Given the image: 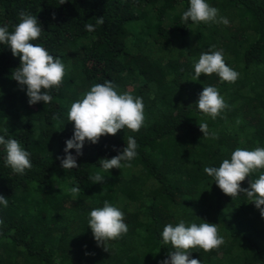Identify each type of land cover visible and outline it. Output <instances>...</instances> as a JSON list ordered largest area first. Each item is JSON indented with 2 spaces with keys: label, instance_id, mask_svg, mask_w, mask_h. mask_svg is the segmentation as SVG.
<instances>
[{
  "label": "trees",
  "instance_id": "16d2710c",
  "mask_svg": "<svg viewBox=\"0 0 264 264\" xmlns=\"http://www.w3.org/2000/svg\"><path fill=\"white\" fill-rule=\"evenodd\" d=\"M207 2L229 20L227 26L184 21L190 0H0V26L12 32L22 11L36 15L43 32L33 43L67 69L50 91V103L30 105L26 86L11 77L20 58L0 44V135L17 139L32 162L25 174L14 173L0 145V194L8 200L7 207L0 204V264H158L174 251L163 244L164 226L181 219L217 223L225 239L219 249L192 250L190 258L201 264H264L259 209L244 194L225 195L204 172L238 147H264V0ZM99 16L102 25L96 24ZM213 45L239 73L235 83L216 74L192 81L194 63ZM106 80L143 98L145 125L96 144L86 141L79 167L64 169L60 158L74 131L68 111ZM204 86L217 87L229 105L215 119L197 107ZM205 122L217 139L203 137L198 123ZM129 136L138 145L131 167L104 171L100 160L118 155ZM96 172L103 183L89 179ZM73 187L80 189L75 197ZM105 200L124 212L128 225L126 235L108 242L109 251L88 226L90 211Z\"/></svg>",
  "mask_w": 264,
  "mask_h": 264
},
{
  "label": "clouds",
  "instance_id": "9594fccd",
  "mask_svg": "<svg viewBox=\"0 0 264 264\" xmlns=\"http://www.w3.org/2000/svg\"><path fill=\"white\" fill-rule=\"evenodd\" d=\"M66 0H59L64 4ZM184 21L199 23H217L228 25L226 17L219 16V10L211 6L207 0H190V6L183 12ZM97 25L104 24L103 16L96 19ZM87 31H94L95 25L86 24ZM43 29L36 15L26 12L19 14V23L14 31L10 32L7 25L0 26V44L10 47L13 56L20 58V65L11 75L23 89L26 86V94L30 105L43 101L48 104L53 97L50 91L59 88L62 84L67 69L60 58L54 57L49 51L38 43ZM215 46H210L209 51L201 53L194 63L195 74L192 81H197L200 76L216 74L222 82L235 83L239 73L229 67L224 60L222 50L213 51ZM198 109L205 115L215 119L229 107L224 97L215 86H204L196 101ZM145 113L143 98L134 96L129 92L121 93L118 86L109 80L104 83H95L90 90L83 94L81 99L73 102L67 121L73 122L74 131L71 138L66 140L65 156L61 159L64 169L79 167L77 157L83 155L85 142L96 144L102 136H115L121 129H129L138 132L145 125ZM204 138L217 139L216 133L209 132L208 124L198 123ZM5 133L8 129H4ZM0 145L4 146L6 156L4 163L14 173L23 175L26 170L32 168L31 153L22 147L14 138L5 139L0 135ZM136 140L129 136L126 146L118 155L111 158H102L101 167L104 171L113 168L121 169L122 166L131 167V161L138 155ZM75 149L76 155L69 150ZM122 161L128 162L122 165ZM204 172L214 178L221 191L235 199L241 194L247 197L248 202H254L259 209L261 217H264V147L254 149L236 148L231 153L230 159H223L219 167H205ZM259 173L258 178L249 180V187L241 186L247 177H253ZM93 183H103L105 177L101 172L90 175ZM75 197L79 187L69 190ZM0 204L8 206V200L0 194ZM0 219V225H3ZM88 226L91 228L98 246L109 251V241L118 240L128 232L125 223V214L120 208L104 201L103 207L93 208L89 213ZM164 245H171L174 251L159 261L158 264H201L196 258H190L193 249L200 248L205 252L219 249L225 244V239L219 233L217 223H186L180 220L173 225L168 223L161 233Z\"/></svg>",
  "mask_w": 264,
  "mask_h": 264
},
{
  "label": "rangeland",
  "instance_id": "374dc122",
  "mask_svg": "<svg viewBox=\"0 0 264 264\" xmlns=\"http://www.w3.org/2000/svg\"><path fill=\"white\" fill-rule=\"evenodd\" d=\"M233 33H234V36L237 37L236 32H233ZM161 41H163V40L161 39ZM125 61H127V59H125ZM141 71L143 72V71H145V69L144 68H141Z\"/></svg>",
  "mask_w": 264,
  "mask_h": 264
}]
</instances>
